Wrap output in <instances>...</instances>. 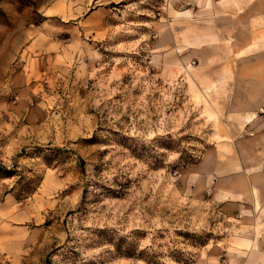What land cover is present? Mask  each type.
I'll return each mask as SVG.
<instances>
[{
  "label": "rangeland",
  "instance_id": "374dc122",
  "mask_svg": "<svg viewBox=\"0 0 264 264\" xmlns=\"http://www.w3.org/2000/svg\"><path fill=\"white\" fill-rule=\"evenodd\" d=\"M238 1L117 2L77 27L0 0V264H197L224 247L233 218L187 178L264 115V0Z\"/></svg>",
  "mask_w": 264,
  "mask_h": 264
},
{
  "label": "crops",
  "instance_id": "0c3cea01",
  "mask_svg": "<svg viewBox=\"0 0 264 264\" xmlns=\"http://www.w3.org/2000/svg\"><path fill=\"white\" fill-rule=\"evenodd\" d=\"M33 1L37 7L57 8L52 16L76 19L78 27L113 3L132 4L139 0ZM185 1L195 8L208 5V0ZM222 2L224 6L240 5L238 0ZM258 118H264V115L255 113L241 118L242 126L250 128V136L220 137L221 141L208 147L192 165V174L187 178L191 189L208 193L211 200L225 208V214L233 218V232L225 239L224 247L202 255L197 264H264V125L256 121ZM9 239L6 227L4 231L0 229V253H4L2 248Z\"/></svg>",
  "mask_w": 264,
  "mask_h": 264
}]
</instances>
